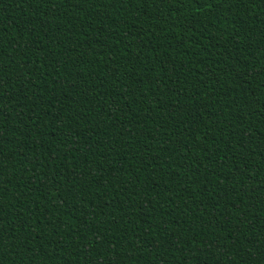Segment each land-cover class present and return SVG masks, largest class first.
<instances>
[{
  "label": "trees",
  "instance_id": "16d2710c",
  "mask_svg": "<svg viewBox=\"0 0 264 264\" xmlns=\"http://www.w3.org/2000/svg\"><path fill=\"white\" fill-rule=\"evenodd\" d=\"M0 264H264V0H0Z\"/></svg>",
  "mask_w": 264,
  "mask_h": 264
}]
</instances>
